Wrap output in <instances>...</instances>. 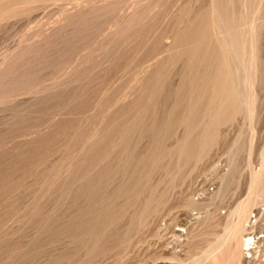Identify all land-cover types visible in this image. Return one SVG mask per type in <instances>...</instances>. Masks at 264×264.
Returning a JSON list of instances; mask_svg holds the SVG:
<instances>
[{
    "label": "rangeland",
    "instance_id": "obj_1",
    "mask_svg": "<svg viewBox=\"0 0 264 264\" xmlns=\"http://www.w3.org/2000/svg\"><path fill=\"white\" fill-rule=\"evenodd\" d=\"M249 196L264 0H0V264H232Z\"/></svg>",
    "mask_w": 264,
    "mask_h": 264
},
{
    "label": "bare ground",
    "instance_id": "obj_2",
    "mask_svg": "<svg viewBox=\"0 0 264 264\" xmlns=\"http://www.w3.org/2000/svg\"><path fill=\"white\" fill-rule=\"evenodd\" d=\"M212 6H213V4H212ZM215 9V8H214ZM217 12V11H216ZM218 14V13H217ZM219 15V14H218ZM196 18V17H195ZM203 19V18H202ZM197 20V19H196ZM195 20V21H196ZM221 20V19H220ZM200 21V20H199ZM222 22V21H221ZM197 24H199V23H197ZM187 25H188V23H187ZM222 25H224V24H222ZM202 25L200 24L199 25V27L197 28V29H195L194 30V32H193V34H200V29H203L202 27H201ZM188 27V26H187ZM221 27V26H220ZM253 28V27H252ZM187 29V28H186ZM208 31V30H207ZM234 31V30H233ZM221 32H222V30H221ZM238 34V33H237ZM226 35H227V33H226ZM188 37V36H187ZM224 38V37H223ZM227 38H228V35H227ZM224 39H226V38H224ZM250 40H251V38H250ZM184 41V40H183ZM232 41V40H231ZM227 43V46H228V44H229V42H226ZM251 43V42H250ZM252 45V44H251ZM217 48V47H216ZM230 48V47H229ZM232 49V48H231ZM252 50V49H251ZM243 51V50H242ZM246 51V50H245ZM191 52V51H190ZM237 52V51H236ZM229 53V52H228ZM244 53V52H243ZM182 54V53H181ZM235 54V53H234ZM219 55V54H218ZM202 56V55H201ZM232 56V55H231ZM192 57H194V56H192ZM255 57V56H254ZM197 60H198V57H197ZM237 60V59H236ZM238 62V61H237ZM239 63V62H238ZM205 65V64H204ZM247 68V67H246ZM246 70V69H245ZM187 71V70H186ZM188 72V71H187ZM246 73V72H245ZM206 74V73H205ZM192 76V75H191ZM247 76V75H246ZM245 76V77H246ZM193 77V76H192ZM244 77V76H243ZM249 77H250V75H249ZM251 78V77H250ZM151 79V78H150ZM246 80V79H245ZM195 82V81H194ZM213 83V82H212ZM204 88V87H203ZM210 88V87H209ZM198 89V88H197ZM149 92V91H148ZM184 92V91H183ZM208 92V91H207ZM247 100V99H246ZM172 111V110H171ZM174 113H176V112H174ZM173 114V113H172ZM177 115V114H176ZM181 118V117H180ZM179 118V119H180ZM168 119V118H167ZM169 119H170V117H169ZM168 121V120H167ZM174 121V120H173ZM177 121V120H176ZM192 121V120H191ZM175 122V121H174ZM195 122H196V119H195ZM183 123V122H182ZM179 124H181V123H179ZM158 125V124H157ZM169 125V124H168ZM174 126H175V124H174ZM183 126V125H182ZM191 126V125H190ZM172 128V127H171ZM187 128V127H186ZM189 128V127H188ZM191 128H193V127H191ZM209 128V127H208ZM211 129V128H210ZM165 130V129H164ZM189 130V129H188ZM152 131V130H151ZM193 131V130H192ZM191 131V132H192ZM158 134V133H157ZM156 134V135H157ZM206 134V133H205ZM192 135V134H191ZM153 137H154V135H152ZM187 137V136H186ZM189 137H190V135H189ZM196 137V136H195ZM207 140V139H206ZM188 143V142H187ZM210 143V142H209ZM208 143V144H209ZM196 146H198V145H196ZM206 147H207V145H206ZM190 149V148H189ZM155 150V149H154ZM185 150V149H184ZM188 150V149H187ZM159 151V150H158ZM192 151V150H191ZM171 152V151H170ZM204 152H205V150H204ZM182 153V152H181ZM169 154V153H168ZM202 154H203V152H202ZM201 154V155H202ZM171 155V154H170ZM204 155V154H203ZM206 155V154H205ZM154 157H155V155H154ZM127 163V162H126ZM133 166V165H132ZM122 167V166H121ZM123 169V168H122ZM148 169H150V168H148ZM123 170H125V169H123ZM144 179H146V178H144ZM142 182V181H141ZM139 183V182H138ZM139 185V184H138ZM142 185V184H141ZM127 186V185H126ZM137 187V186H136ZM135 187V188H136ZM126 189V188H125ZM126 192V191H125ZM129 192V191H128ZM135 192V191H134ZM251 195V194H250ZM155 198V197H154ZM156 199V198H155ZM156 201V200H155ZM251 201H252V197L251 196H249L247 199H245V200H243V201H241V202H239L237 205H236V207L233 209V210H231V212H230V215H231V218H229L230 220H229V222H228V224H227V226H226V232H225V234H224V236H223V238L221 239V242H220V244H226L227 245V247H228V249H229V251H230V262L232 263V264H235V263H237V261H238V259H239V257H240V255L243 253V248H241V250H240V248H239V245H237V239H239V238H242V240H240L241 241V245H243V239H244V236H245V234H244V231H245V229H246V226H245V224L248 222L247 221V216H248V212H249V207H250V203H251ZM151 203V202H150ZM153 203V202H152ZM154 204H155V202H154ZM158 204V203H157ZM148 211V210H147ZM141 219V218H140ZM82 224V223H81ZM58 240V239H57ZM54 241V240H53ZM177 241H178V239H177ZM180 241V240H179ZM172 242V241H171ZM179 243V242H178ZM177 243V244H178ZM174 244V243H173ZM175 245V244H174ZM171 246V245H170ZM225 246V245H224ZM169 247V246H168ZM172 247H173V245H172ZM171 247V248H172ZM217 249V248H216ZM214 251V250H213ZM215 252V251H214ZM47 256V255H46ZM239 262V261H238Z\"/></svg>",
    "mask_w": 264,
    "mask_h": 264
},
{
    "label": "built area",
    "instance_id": "obj_3",
    "mask_svg": "<svg viewBox=\"0 0 264 264\" xmlns=\"http://www.w3.org/2000/svg\"><path fill=\"white\" fill-rule=\"evenodd\" d=\"M214 185L210 184L203 187L199 192V196L212 192ZM260 212L258 209L253 210L248 218L247 230L243 239V263L248 264L257 254L259 247L264 241V228L259 227Z\"/></svg>",
    "mask_w": 264,
    "mask_h": 264
}]
</instances>
